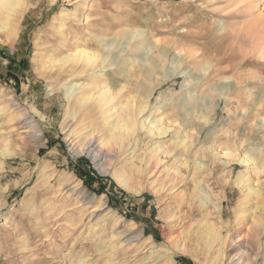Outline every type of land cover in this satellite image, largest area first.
<instances>
[{
  "label": "rangeland",
  "instance_id": "obj_1",
  "mask_svg": "<svg viewBox=\"0 0 264 264\" xmlns=\"http://www.w3.org/2000/svg\"><path fill=\"white\" fill-rule=\"evenodd\" d=\"M3 3L0 264H219L199 247L206 223L222 232V264H264V232L256 262L234 234L244 203L248 219L264 216L238 187L242 177L264 197V0ZM82 51L100 62L58 67ZM106 85L111 105L79 104ZM111 106L121 110L104 121ZM122 113L138 129L114 159L81 153ZM156 147L180 176L171 185L146 166ZM166 238L178 242L162 254Z\"/></svg>",
  "mask_w": 264,
  "mask_h": 264
},
{
  "label": "bare ground",
  "instance_id": "obj_2",
  "mask_svg": "<svg viewBox=\"0 0 264 264\" xmlns=\"http://www.w3.org/2000/svg\"><path fill=\"white\" fill-rule=\"evenodd\" d=\"M0 5H1L3 10L9 9V7L8 8L6 7L5 3L0 4ZM142 35L143 34H140V33L136 34V36H142ZM178 53H179V55L181 53H183L182 59L186 58V56H187L186 53L183 51V49H180L178 51ZM187 58H188V56H187ZM79 62H81V64H83V65H86L87 67H91V66L96 65L98 62H100V59H99L98 55H96V53H92V52H88V51H82L79 53H75L73 56L68 57V59H61L58 62V67L59 66H61L60 68L65 67V65L69 63V64H71V68H73V66L78 65ZM117 86L120 87L118 91H122L124 89V87H121L120 84H118ZM112 91L113 90L111 88V85H106L104 87V90L102 91V93L99 96H92V97L80 96L78 98V100L80 101L79 104L82 105L83 103H85V104L91 103L89 105L91 110L92 109L93 110L94 109L95 110L96 109L101 110L104 107H106L107 105H109V104L111 105V103L113 102L114 96L112 94ZM120 110L121 109H117V111H115V108L111 106L108 109V111L109 112L112 111V114H110L109 117L105 118L104 121H106L108 118H112L113 116L118 114ZM141 112H143V111H139V113H141ZM200 119H202L203 121H207L208 117L206 115L205 116L202 115V116H200ZM89 121H90V119H89ZM20 127L21 128H18V129H21L20 134L22 136V140H24V142H27V143L30 142V140L28 139V133H27L28 130H25L24 127H22V126H20ZM106 127L107 128L105 130L100 131L101 135H99V136H98V134H100V132L94 130V131H91V133H89L85 137V139L83 140V142L80 145L81 153H86L87 155H95V158H99L100 160H103V161L114 159L116 156V153L119 152V149L121 148V146L124 145L125 142L127 141V139L136 131V129H138V123H137V120L132 118L131 113H124V114L122 113L121 115H118L116 117L114 125H106ZM149 129H150L149 131H150L151 136H158V135L160 136L163 134L165 135V133L167 132V130H163L162 128H159V126L156 124L152 125L151 128H149ZM15 130L16 129H14V128L12 129V131H15ZM72 138H73V135H71L70 139H72ZM73 142H74V140H72L70 144H72ZM179 142L182 146L188 147V142H186L185 140H182ZM158 150H159V147H156V149L152 153L151 157H149V159L147 160L146 166L151 168L150 172H153V173L155 172L154 177H156V178H158V176H157L158 174L165 171L167 173L166 178H167L169 184L171 185L175 181L179 180L180 176H179L177 171H175L172 168H169L168 166L163 164V159L157 155ZM250 161H251V159H248V158L245 159L246 163L250 162ZM200 167H201L200 164H197V169H200ZM158 168L159 169L162 168L163 170H157ZM245 184H247L246 181H245ZM245 184H244L243 178L241 177L240 181L238 183V187L241 190V201L242 202H245V200L250 195L256 196L262 202L264 201V197L258 189L248 188L245 186ZM210 198L211 197L208 196L207 200L209 201ZM243 205H244V209L242 208L243 211L240 213V220L241 221L237 218L241 223L238 226V230L236 231V233H234L235 238H236L235 242L240 243V244L248 247L250 252L255 255L254 262H256V260L259 257L258 249H259L260 238L264 232V216L263 217H259V216L257 217L255 215L256 213H254V217L252 216L253 217L252 219H248L247 215L250 212V210H252L249 208V206H252V203L248 202V203H244ZM215 208L220 210L219 205H217ZM256 209H257V207H256ZM262 210H263V207H262ZM218 216H219V214H218ZM204 227L205 228L202 231L200 238H199V247L203 246L204 247V248L202 247L203 250L207 251V253H209L210 251H215L216 252L215 257L217 259H219L218 263L222 264L221 261L225 257V252H226L225 240L221 239V233L222 232H221V230L215 228V226L210 224V223L209 224L206 223V225ZM177 242H178V240H176V238H172V239L166 238L165 243L168 246H166L164 244H163L164 246L163 245L158 246L159 250L161 252H163L162 254H164L165 250H167V249L171 250V247L175 248L174 245H176ZM150 253H152V252H149V255H150ZM157 253H159V252H157ZM168 253L170 254V252H167L166 254L168 255ZM196 256L200 257L199 258L200 260H203L202 256H199L198 254ZM167 257H169V256H167Z\"/></svg>",
  "mask_w": 264,
  "mask_h": 264
}]
</instances>
